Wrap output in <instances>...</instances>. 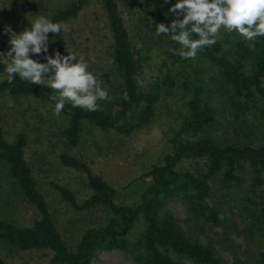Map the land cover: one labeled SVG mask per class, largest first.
<instances>
[{"label": "trees", "instance_id": "16d2710c", "mask_svg": "<svg viewBox=\"0 0 264 264\" xmlns=\"http://www.w3.org/2000/svg\"><path fill=\"white\" fill-rule=\"evenodd\" d=\"M146 1L151 7L146 21L153 31L155 23L171 24L174 17L168 9L177 0L167 4L164 0ZM92 3H99L106 14L113 39L110 55L113 69L121 78V90L114 102L102 104L106 100H101L96 111L66 103L61 112L66 127L61 135L67 145L79 147L85 122L117 136L131 138L139 134L152 123L163 95L174 89H180L187 99L186 112L170 139V152L160 164L138 177L148 178L151 183L135 206L118 204L117 189L96 175L85 161L70 155L61 157L66 167L86 174L91 193L80 203L69 188L55 185L62 199L79 212L105 213L95 227L80 233L74 247L67 244L26 160L27 135L19 133L9 142L0 130V172L38 215L30 227L0 217V242L21 252L50 251L48 264H93L99 254L111 251L125 252L136 264H264V138L258 142L252 137L261 135L259 129L264 124V37L249 41L235 31L222 29L225 36L201 50L194 60L181 58L178 53L182 46H175L180 48L170 53L172 68L156 90L147 93L139 86L140 65L118 0H73L51 21L67 24ZM49 37L55 41L54 51L67 55L64 32ZM40 56L31 58L38 60ZM198 59L215 69V85L206 87L193 78ZM0 76L4 78L0 98L34 99L54 108L52 89L18 76L9 83L3 64ZM221 104L232 121V131L221 125ZM244 183L261 196L254 200L247 195L238 203L244 221L241 230L238 223L224 216L222 199L226 197L220 193L232 194ZM173 198H178L186 209L183 222L165 209ZM234 234L244 235L245 246L238 247L241 257L229 261L221 250L227 248L226 240ZM0 264H6L1 257Z\"/></svg>", "mask_w": 264, "mask_h": 264}, {"label": "rangeland", "instance_id": "374dc122", "mask_svg": "<svg viewBox=\"0 0 264 264\" xmlns=\"http://www.w3.org/2000/svg\"><path fill=\"white\" fill-rule=\"evenodd\" d=\"M73 0H0V47L2 53L10 49L9 36L4 33L5 26H11L17 34L25 27L31 26L36 14L45 15L51 20L59 10L66 9ZM120 9L130 31L132 46L135 48L139 70V86L144 92H153L172 68L173 54L181 46L170 36H157L147 24L146 17L151 7L146 0H118ZM29 25H24L25 23ZM68 31L64 32L66 52L83 56L88 62L89 71L101 81V86L108 91L107 102H114L121 90V78L112 65L111 45L113 43L108 28L106 14L99 3L85 7L79 16L67 23ZM170 35V34H169ZM221 30L219 38H223ZM227 41L229 40L226 37ZM229 43V42H228ZM55 41L49 37L48 55L54 52ZM46 63L44 55L38 59ZM216 73L208 63L201 59L195 62L193 78L199 79L206 87L217 83ZM4 78L0 76V83ZM217 87V86H216ZM186 98L180 89L166 93L159 103L152 123L139 134L131 138L117 136L111 131H102L89 122L84 123L85 131L81 144L71 148L62 137L61 131L66 127V120L60 113L54 114V108L47 103L34 99L0 98V130L4 137L13 142L19 133L27 135L26 160L33 171L41 193L46 197L52 215L64 235L67 244L74 247L80 233L88 227H95L104 218L101 210L79 212L64 201L54 188L65 186L74 192L78 202H84L90 196L87 187V176L77 170L66 167L61 157L70 155L85 161L92 171L104 178L118 191V204L135 206L151 180L139 179L142 173L151 166L160 164L170 152V139L185 114ZM100 105V101L97 102ZM223 104L218 106L222 127L231 129L229 115L223 111ZM252 117V115L250 116ZM258 123V122H257ZM261 135L252 137L258 142L264 138V124L260 126ZM84 137V138H83ZM0 172V217H8L25 227L33 225L37 218L36 209L16 194L14 187L6 181ZM232 194L221 191L224 203V216L238 223L244 229L243 217L237 208L247 195L259 199L261 193H252L247 183L243 188L233 190ZM221 196L219 198H221ZM230 204V205H229ZM165 209L176 219L183 222L186 209L178 198L171 199ZM220 230V229H217ZM215 240L217 236L211 235ZM244 235H231L227 248L221 250L222 256L232 261L237 255L239 246H245ZM0 257L6 264H48L52 258L50 251L21 252L5 246L0 242ZM93 264H136L122 251L104 252L97 256Z\"/></svg>", "mask_w": 264, "mask_h": 264}, {"label": "clouds", "instance_id": "9594fccd", "mask_svg": "<svg viewBox=\"0 0 264 264\" xmlns=\"http://www.w3.org/2000/svg\"><path fill=\"white\" fill-rule=\"evenodd\" d=\"M168 12L174 19L167 26L155 23L156 35L170 36L181 45L178 54L183 59L194 60L201 50L215 45L222 29L235 31L249 41L264 37V0H177ZM66 31L68 26L63 21L53 22L45 15L36 14L31 26L18 34L11 26H5L10 49L0 53V64L5 66L9 83L18 76L23 81L53 90L50 100L54 102L57 116L66 103L73 108L96 111L97 102L108 99L107 89L88 70V62L83 56L62 55L59 51L47 54L49 34L59 36ZM41 54L46 63L31 58ZM124 98H129L127 92Z\"/></svg>", "mask_w": 264, "mask_h": 264}]
</instances>
